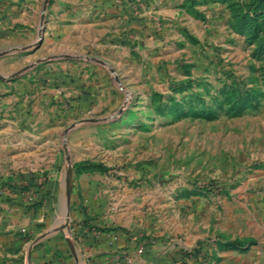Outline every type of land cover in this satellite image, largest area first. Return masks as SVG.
I'll return each mask as SVG.
<instances>
[{
    "label": "rangeland",
    "instance_id": "obj_1",
    "mask_svg": "<svg viewBox=\"0 0 264 264\" xmlns=\"http://www.w3.org/2000/svg\"><path fill=\"white\" fill-rule=\"evenodd\" d=\"M85 3L0 0V183L146 216L171 264L264 247V0H116L121 32L66 44Z\"/></svg>",
    "mask_w": 264,
    "mask_h": 264
},
{
    "label": "crops",
    "instance_id": "obj_2",
    "mask_svg": "<svg viewBox=\"0 0 264 264\" xmlns=\"http://www.w3.org/2000/svg\"><path fill=\"white\" fill-rule=\"evenodd\" d=\"M88 1L81 7L88 15L83 26L66 27L67 34L70 32L64 37L66 44L75 38L72 32L77 27L85 32L84 43L96 45L104 39L105 25L121 32L122 16L134 15L133 10L117 8L116 0ZM154 8L153 4L139 17H155L158 10ZM76 34L80 38V32ZM6 180L0 183V264H171L168 248L172 233L154 232L150 218L110 216L106 206L95 198L83 200L85 211L80 212L75 208L80 205L72 204L64 214L67 204L57 193L59 183H52L50 194L45 195V187H34L37 178L33 181L29 174H16ZM98 186L94 183V188ZM34 190L43 199L38 204L29 202L28 195ZM60 212L64 214L61 219ZM223 257L221 264H264V247L226 251Z\"/></svg>",
    "mask_w": 264,
    "mask_h": 264
},
{
    "label": "trees",
    "instance_id": "obj_3",
    "mask_svg": "<svg viewBox=\"0 0 264 264\" xmlns=\"http://www.w3.org/2000/svg\"><path fill=\"white\" fill-rule=\"evenodd\" d=\"M100 167H102V166H100ZM88 168V167H87ZM105 168V167H104ZM255 242H251V245L252 244H254ZM248 244V243H247ZM228 248H229V250L230 249H242V250H244V251H247V249H248V246L247 245H244V246H241V245H239V246H236V243H231V246H228Z\"/></svg>",
    "mask_w": 264,
    "mask_h": 264
},
{
    "label": "built area",
    "instance_id": "obj_4",
    "mask_svg": "<svg viewBox=\"0 0 264 264\" xmlns=\"http://www.w3.org/2000/svg\"><path fill=\"white\" fill-rule=\"evenodd\" d=\"M34 191L38 192V190H34ZM28 196H29V202H32V203H34V201L37 199L36 194H33V192L32 194H29ZM120 264H127V263H120Z\"/></svg>",
    "mask_w": 264,
    "mask_h": 264
},
{
    "label": "water",
    "instance_id": "obj_5",
    "mask_svg": "<svg viewBox=\"0 0 264 264\" xmlns=\"http://www.w3.org/2000/svg\"><path fill=\"white\" fill-rule=\"evenodd\" d=\"M43 39V36H41V40Z\"/></svg>",
    "mask_w": 264,
    "mask_h": 264
}]
</instances>
